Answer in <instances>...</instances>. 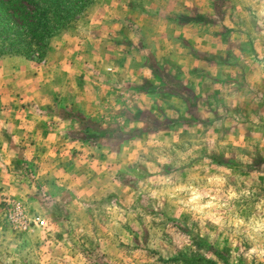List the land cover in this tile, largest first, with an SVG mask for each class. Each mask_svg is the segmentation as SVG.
<instances>
[{"label":"rangeland","instance_id":"obj_1","mask_svg":"<svg viewBox=\"0 0 264 264\" xmlns=\"http://www.w3.org/2000/svg\"><path fill=\"white\" fill-rule=\"evenodd\" d=\"M13 58L84 127L0 141V264H264V0H93L0 107Z\"/></svg>","mask_w":264,"mask_h":264},{"label":"crops","instance_id":"obj_2","mask_svg":"<svg viewBox=\"0 0 264 264\" xmlns=\"http://www.w3.org/2000/svg\"><path fill=\"white\" fill-rule=\"evenodd\" d=\"M48 52H50V64L54 61L53 58L58 59V61L55 60L57 61L55 66L56 69L61 70L60 55L55 56L57 52L54 53L51 47L47 50ZM4 64L15 67L14 70L12 69L13 73H7L4 77H11L7 83L12 91H17L18 97L8 106L0 107V113L3 115L0 116V125L8 131V133H0V141H11L13 149L19 155L27 156L34 153L41 155L43 151V156H60L62 151H67L68 137L73 127H84V121L81 118L67 117L65 113L69 106L60 98L65 89L59 79L62 76L66 77V74L59 72V85L57 84V88L53 87L55 92L51 93L50 99L43 101V93L38 88L39 85H43V82H39V74L32 76V73L29 74V71H26L30 67L27 61L13 58L5 60ZM81 72L82 69L79 75ZM25 86H35V92L27 95L22 90ZM17 94L15 92L13 96Z\"/></svg>","mask_w":264,"mask_h":264},{"label":"trees","instance_id":"obj_3","mask_svg":"<svg viewBox=\"0 0 264 264\" xmlns=\"http://www.w3.org/2000/svg\"><path fill=\"white\" fill-rule=\"evenodd\" d=\"M93 0H0V58L42 56L53 35Z\"/></svg>","mask_w":264,"mask_h":264},{"label":"built area","instance_id":"obj_4","mask_svg":"<svg viewBox=\"0 0 264 264\" xmlns=\"http://www.w3.org/2000/svg\"><path fill=\"white\" fill-rule=\"evenodd\" d=\"M14 211L16 212V215H20L21 214V210L19 205L14 206ZM34 224H38L39 226H43V221L39 220L38 218H34L33 219Z\"/></svg>","mask_w":264,"mask_h":264}]
</instances>
